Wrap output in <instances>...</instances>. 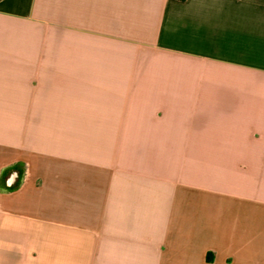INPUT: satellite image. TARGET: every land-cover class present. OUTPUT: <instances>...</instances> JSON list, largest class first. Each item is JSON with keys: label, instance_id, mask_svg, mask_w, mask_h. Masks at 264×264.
Instances as JSON below:
<instances>
[{"label": "crops", "instance_id": "1", "mask_svg": "<svg viewBox=\"0 0 264 264\" xmlns=\"http://www.w3.org/2000/svg\"><path fill=\"white\" fill-rule=\"evenodd\" d=\"M0 264H264V0H0Z\"/></svg>", "mask_w": 264, "mask_h": 264}, {"label": "rangeland", "instance_id": "2", "mask_svg": "<svg viewBox=\"0 0 264 264\" xmlns=\"http://www.w3.org/2000/svg\"><path fill=\"white\" fill-rule=\"evenodd\" d=\"M134 46L131 48V56L130 57H123V56H117L116 57V64H127L132 67V69H135V67L140 64H154L153 61H151V58L147 56L146 51H143V47L140 48L139 41H133ZM115 74V87L113 89L112 94L117 96V95H132V96H139V95H157L159 93V89L149 86V87H141V85L144 83H141V80L148 79H154V73L152 76L148 78H144L141 76L140 72L137 71H131L126 74L129 75V79L131 81V86L130 87H125V84L123 83V78L120 77V74L123 75L124 73H119L116 72ZM120 79V80H119ZM121 81V82H120ZM151 85L150 83H147Z\"/></svg>", "mask_w": 264, "mask_h": 264}, {"label": "water", "instance_id": "3", "mask_svg": "<svg viewBox=\"0 0 264 264\" xmlns=\"http://www.w3.org/2000/svg\"><path fill=\"white\" fill-rule=\"evenodd\" d=\"M17 176H18L17 172L12 173L7 180V185L12 186L14 182L16 181Z\"/></svg>", "mask_w": 264, "mask_h": 264}]
</instances>
